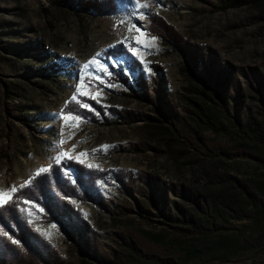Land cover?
I'll use <instances>...</instances> for the list:
<instances>
[{"label": "rangeland", "instance_id": "obj_1", "mask_svg": "<svg viewBox=\"0 0 264 264\" xmlns=\"http://www.w3.org/2000/svg\"><path fill=\"white\" fill-rule=\"evenodd\" d=\"M141 4L146 6L136 8L134 0H0V190L18 187L50 165L51 171L32 183L46 176L55 186L58 175L63 187L81 190L77 172L83 170L86 184L94 187L105 207L88 199L66 200L90 224L107 256L113 250L122 254L120 243L126 236L161 234L169 240L171 229L164 221L155 215L147 220L140 209H153L152 190L160 196L165 192L170 203L191 208L182 187L187 173L178 174L171 161L180 154L167 152V137L156 135L158 127L149 122L168 125L174 114L181 161L202 156L187 140L194 124L190 111L201 103L194 81L199 84L212 74L231 109L264 125V0ZM136 29L145 34L142 43L134 39ZM186 52L196 55V69L190 70ZM93 57L107 74L97 72L96 65L83 69ZM81 78L90 96L76 93ZM96 93L98 99L90 98ZM62 113L80 117L76 127H69ZM197 130L202 141L227 150L238 147L222 129ZM61 139L66 142L61 144ZM73 145V157L88 153L83 163L73 159L57 164L60 152ZM222 164L241 177L261 172L245 161ZM30 185L18 192L30 196ZM13 202L67 264H80L66 235L46 218L40 203ZM252 222L242 229L254 242L252 249L230 264H264V217ZM7 231L0 225V235L13 243Z\"/></svg>", "mask_w": 264, "mask_h": 264}, {"label": "trees", "instance_id": "obj_2", "mask_svg": "<svg viewBox=\"0 0 264 264\" xmlns=\"http://www.w3.org/2000/svg\"><path fill=\"white\" fill-rule=\"evenodd\" d=\"M164 30L168 32L167 28ZM187 54V62L192 66L190 70L196 69V55ZM194 82L201 103H195L190 111L194 124L189 126L187 140L190 139L195 149L202 153L200 158L181 161V153L175 148V142L180 138L171 122L176 120L174 114H170L168 125L156 119L149 122L158 127L156 135L167 137V152L171 156L180 154L172 157L173 167L178 174L187 173L188 177L182 187L191 208L179 201L170 203L165 192L160 196L156 190L149 196L153 209L140 208L147 220L150 215H155L171 229L168 241L161 234L151 237L130 235L120 243L122 254L118 250H113L112 256L103 254L90 224L66 200L88 199L105 207L100 195L93 191L94 187L86 184L81 169L77 172L81 190L76 186L63 187V180L58 175L53 186L44 176L40 178L41 183L34 181L30 185V196H24L21 191L14 201L32 199L40 203L46 210V218L58 224L66 235L80 264H141L140 260L148 264H203L207 261L230 264L237 261L252 249L254 243L242 229L253 225L251 221L255 218L264 217V125L252 115L240 116L237 109H231L212 74L206 75L199 84ZM197 127L217 133L222 129L238 147L227 150L202 141ZM203 150L207 151L205 157ZM238 160L257 165L260 174L241 177L222 164ZM3 211L8 213L7 218L2 215ZM0 225L16 241L14 244L0 235V264H67L59 252L33 230L14 202L0 209Z\"/></svg>", "mask_w": 264, "mask_h": 264}, {"label": "snow or ice", "instance_id": "obj_3", "mask_svg": "<svg viewBox=\"0 0 264 264\" xmlns=\"http://www.w3.org/2000/svg\"><path fill=\"white\" fill-rule=\"evenodd\" d=\"M134 6L136 8H141L144 7L146 5H142L141 4V0H134ZM135 27V26H133ZM129 31L131 32L132 29L130 28ZM138 35L134 37V39L137 41V43H142L144 38H145V34L143 32H141L139 29H136ZM155 38H152V40L154 41ZM133 54L135 55L137 52V49L133 48L132 49ZM100 53H97L96 56H99ZM96 65V71H103L105 74L108 73V70L106 67L100 66V62L96 59V57H93L90 61H88L87 63H85L83 65V69L84 70H88L91 66ZM85 83L83 78H81L80 84L77 85L76 87V93L80 96H90V93L88 91H85ZM100 96V93H96L95 95H91L90 98L92 99H98ZM73 101L77 100V96L74 95L72 97ZM81 106L85 109H90V106L87 103H82ZM91 110V109H90ZM61 119L65 120L68 124L69 127H76L77 123L80 120V117L78 116H72V115H64L63 113L61 114ZM71 137H69L70 139ZM66 141L64 139H61L60 143L64 144ZM75 145H73V149L70 151H62L60 152V154L55 158V162L57 164H60L62 161L65 160H73L76 159L77 161L83 163V159H81L82 157H85L88 155V153L85 152H81L79 153L78 156L73 157L71 155V151L75 150ZM102 148H107V146H102ZM93 151H96L95 149ZM89 167H91V165H89ZM51 171V165L49 167H41L38 169V171L35 173V177L40 176L41 174L44 173H48ZM35 177H33L32 179H34ZM32 179L25 181L23 184H20L18 187L17 186H11L7 191L4 190H0V209L5 208L6 206H8L10 203L13 202L14 198H15V194L20 191L21 189L29 186L32 183ZM24 203H29L27 200L24 201ZM13 243H16L15 240H13Z\"/></svg>", "mask_w": 264, "mask_h": 264}]
</instances>
